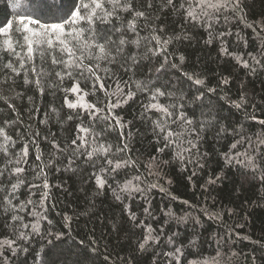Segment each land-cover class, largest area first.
Returning <instances> with one entry per match:
<instances>
[{"label": "trees", "instance_id": "trees-1", "mask_svg": "<svg viewBox=\"0 0 264 264\" xmlns=\"http://www.w3.org/2000/svg\"><path fill=\"white\" fill-rule=\"evenodd\" d=\"M14 2L0 0V21L13 19L17 12L42 21L52 18L40 0H19L17 8L11 7ZM182 2L173 0L168 5L167 0H151L149 8V0H133V7L145 12V18H137L135 31L128 28L131 12H118L119 19L114 16L107 24L97 22V33L115 42L114 54L119 40H126L116 63L101 62V68L110 71L99 72L108 92H114L119 81L125 96L129 90L134 93L111 110L123 127L115 126L111 117L104 119L107 110L90 115L91 110L66 106L65 96L74 102L83 93H88L86 101L99 108H105L109 99L112 103L124 99L97 91L99 84L94 85L87 73L81 77L77 70L61 84L55 73L62 66H53L47 51L43 60L36 52L37 72L46 73L39 77L38 89L33 64L25 63L17 76L5 65L11 62L20 68V61L0 51V128L11 137L5 141L0 136V145L9 153L6 157L0 152V169L7 168L0 176V240L15 241V251L0 248V264H264V180L259 171L238 163L242 157L234 153L248 149L261 166L264 157L252 152L247 142L230 149L242 136L255 141L264 134L259 124L264 120V0H238V7L228 5L214 12L211 20L199 22L185 18L179 7ZM65 7H71V0H66ZM153 35L171 43L158 46ZM17 36L14 32V41ZM15 46L26 60L25 50ZM244 61L248 68L242 66ZM189 75L204 83L196 85ZM25 76L29 84L24 83ZM225 79L227 83L222 82ZM74 80L82 93L63 91ZM136 82L146 90L138 89ZM156 88L165 95L150 100ZM242 95L246 103L238 109L234 102H240ZM149 103L163 105L172 116L146 110ZM181 113L192 121L184 126L185 140L197 144L191 153H184L183 161L172 148H164L154 124L167 121L179 132ZM77 125L89 132H78ZM77 136L89 142L80 152L71 148ZM54 143L64 151L54 149ZM125 143L127 150L117 152ZM99 144L111 146L109 158H130L134 165L113 171L103 156L87 160L86 151ZM25 145L27 163L6 165ZM159 148L164 151L158 152ZM226 153L234 156L231 162L226 161ZM153 157L155 166L150 170L147 165ZM16 166L25 170L12 174ZM102 166L106 171L100 173ZM93 173L106 180L103 188L97 187ZM136 176L141 179L135 180ZM129 180L142 191L123 190ZM20 181L12 203L24 210L5 212L4 196ZM152 183L157 187H149ZM132 213L135 220L129 218ZM12 215L23 220L12 221ZM32 224H38L37 231H32ZM148 227L156 239L141 250L139 243ZM21 232L26 239L20 238Z\"/></svg>", "mask_w": 264, "mask_h": 264}, {"label": "snow or ice", "instance_id": "snow-or-ice-1", "mask_svg": "<svg viewBox=\"0 0 264 264\" xmlns=\"http://www.w3.org/2000/svg\"><path fill=\"white\" fill-rule=\"evenodd\" d=\"M41 4L47 9V12L51 14V20H41L39 18H34L31 14L25 13L20 14L16 13L13 19H5L4 21H0V37H2V41H0V51L13 55L20 61V68L14 67V65L9 62L5 65L7 69H9L12 73L17 76L20 75L21 69L25 68V63H32L33 66L31 68V72L33 75L37 77L35 80V85L39 89L40 88V79L41 75H46V73L37 72V69L34 65V53L39 52L40 58L43 60L45 56V51L51 57V63L53 66H62V71H56L55 75L61 82L68 78L72 79L74 72L79 71V75L81 77L84 76L85 73L88 74V77L93 79L94 85L99 84V89L97 91H104L106 97L111 96H123L124 99H117L115 103H112L109 99V102L106 104L105 108H99L96 104L86 101L85 96L88 93H83L78 95L76 101H70L67 96H65V104L69 109L81 108L83 110H91L90 115H97L100 112L105 110L108 111V115L104 117L105 120H108L109 117L115 121V126L123 127L120 119L113 115L112 109L117 108L121 105V103H126L128 99H131L134 96V93L129 90L127 95L125 96L123 90L119 86V81H117V87L114 92H108L105 83L103 82V77L99 75L100 71L108 73L110 69L107 67L101 68V62H105L107 64H114L117 61V57L123 51V45H125L126 40L121 38L119 40L120 47H116L115 54L112 51V46L115 42L110 38H105L104 36H100L97 33V27L99 24H107L112 17H116L119 19L117 15L118 12H131L133 19L128 21V28L130 31H135L136 29V20L137 18H145V12L136 10L133 7V0H71V7L66 9L65 4L66 0H52L49 3V0H40ZM19 4V0L11 4V7L17 8ZM168 5H173V0H167ZM187 5V6H186ZM228 5H232L234 7H238V0H184L180 4V9L184 10V15L186 19H190L195 22H199L202 18H207L211 20L213 18L214 12H218L221 8L226 7ZM111 10H108V8ZM148 7H152L151 0H149ZM199 10V11H197ZM87 25V27H84ZM211 27V25H208ZM163 31V29H161ZM18 34L17 39L13 40V33ZM220 35H223L221 33ZM211 37V33H210ZM178 38V37H177ZM153 40L156 41V44L159 46L161 44H169L170 40H161L158 35H153ZM22 40V43H21ZM211 42V40H209ZM136 43V41H133ZM19 45L20 48L25 50L26 60L24 56H21V53L16 51V46ZM46 46V47H45ZM151 51V49H150ZM221 51L225 54H229L227 49L222 48ZM56 53H59V58ZM155 54V53H153ZM66 57V58H65ZM181 61H183V57H180ZM237 61L240 62V58L236 57ZM255 60L256 58L253 57ZM93 61L95 63H93ZM133 64L136 61L133 59ZM259 63V61H257ZM122 67H126L125 65H121ZM175 66V65H174ZM242 66L245 68L249 67L247 61L242 62ZM163 67V65L161 66ZM126 70H131L130 67H126ZM159 71V69H157ZM189 80H193L196 85H202L204 83L201 79H194L193 76H188ZM223 83H227L228 81L225 79L222 81ZM25 84H29L30 81L25 76L24 80ZM136 87L141 90H146L145 88H141L139 82H136ZM63 91L66 93H82V89L77 81L74 80L71 88H64ZM209 91H212L209 89ZM95 94V92L93 93ZM165 93L162 92L159 88L154 89L151 92L150 100H155L157 96H164ZM196 99H200V97H196ZM246 100L244 96H241L240 102H234L236 108H241ZM11 107V105H10ZM157 109L162 111L166 116L171 117L172 113L168 111L163 105L158 103H149L146 106V110ZM252 120H255L256 117H250ZM69 120L72 119L71 115L68 117ZM180 119L183 120V124H181V131H174L172 128L168 126V122H160L155 121V128L158 129V135H160L165 142L164 148H172L174 150V154L181 161L185 159L184 153H191V149L196 148L197 144L193 142V140H185V125H191L192 121L184 118L183 113H181ZM173 124L176 123L175 120L172 121ZM259 124L264 127V120H260ZM201 130H203V125L201 126ZM78 132H89L88 128L82 127L81 125H77ZM192 131H195L194 129ZM225 131L221 129V132ZM0 136L4 138L5 141H10L11 137L8 136L4 130V128H0ZM197 138L199 135L197 134ZM247 142L251 148L252 152H260L261 156L264 157V134L257 136L256 140L253 141L250 137H241L236 140L234 143L230 145L231 150H236L238 146ZM89 142L85 140L84 136H77L75 139L71 141V148L74 152H80L82 148ZM95 140L92 141V144L95 145ZM187 143L189 147H184L183 145ZM53 148L57 151H64L61 149L58 144H53ZM164 148L157 149L158 152H163ZM127 150V144H124L123 148H117V152H124ZM0 152H3L4 156H8V149L2 145H0ZM28 146L22 149L20 153L16 154L15 159H8L6 161V165H20L22 162L27 163L28 156ZM112 152L111 146H105L104 144H99L98 146L91 147V150L86 151L85 158L91 161L94 157L103 156L104 163L109 166L113 171L117 169H121L125 166L134 165V161L129 159H120L113 160L109 158V154ZM84 155V153H81ZM235 157H242V159L238 160V163L242 164L246 168H251L254 171L260 172V178L264 180V166H261L257 162L256 156L250 154L249 150L246 149L244 152L235 151ZM37 160H40L41 157L37 155ZM225 159L228 162H231L234 159L233 155L225 154ZM156 158L153 157L149 162L147 167L151 170L155 164ZM71 162V161H70ZM164 163H167L166 161ZM5 169H0V176L4 175ZM25 169L16 166L11 168L12 174H19L23 172ZM41 171H43L41 169ZM105 167L100 168V173L105 172ZM150 174H153L150 172ZM158 175V173H155ZM95 176V182L98 188H103L106 184V180L102 178L100 174L93 173ZM135 180H140V176L134 177ZM23 181L11 185V193L4 196V211L8 212L9 210L15 211L17 207H19L20 211H23V206L13 205L12 200L15 198L12 194L16 192V190L20 187ZM209 183H214V181H209ZM48 184H44V188H47ZM151 188L157 187L155 183L149 185ZM123 190H130L140 192L142 189L139 186H134L132 181L129 180L123 185ZM163 191V189H161ZM46 196V193H45ZM116 199H120V196L117 195ZM30 204L31 201L29 200ZM127 207V206H126ZM147 212L148 209H145ZM32 215H39V213H31ZM131 220L136 219L135 213H132L129 217ZM67 220L68 217H65ZM184 219L183 217L180 218ZM12 221H22L23 218L18 215L11 216ZM143 223V222H141ZM22 227L27 228L28 224H22ZM32 231L38 230V224H32ZM145 231L147 235H145L143 241L139 243V248L143 250L145 246L149 243L150 240L156 239L151 234L150 227L146 228ZM20 238L26 239L27 237L23 232L20 233ZM15 244L14 240L11 239H3L0 240V248L7 247L15 251L13 245ZM180 249H176L178 253ZM166 256H172L173 253H165ZM179 264V262H178Z\"/></svg>", "mask_w": 264, "mask_h": 264}]
</instances>
